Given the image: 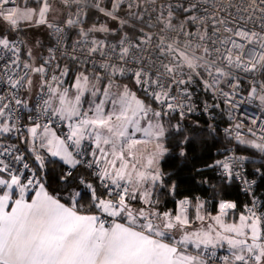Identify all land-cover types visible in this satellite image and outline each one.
<instances>
[{
  "label": "snow or ice",
  "instance_id": "1",
  "mask_svg": "<svg viewBox=\"0 0 264 264\" xmlns=\"http://www.w3.org/2000/svg\"><path fill=\"white\" fill-rule=\"evenodd\" d=\"M198 110L236 146L203 196ZM241 146L264 157V0H0V264H264Z\"/></svg>",
  "mask_w": 264,
  "mask_h": 264
},
{
  "label": "trees",
  "instance_id": "2",
  "mask_svg": "<svg viewBox=\"0 0 264 264\" xmlns=\"http://www.w3.org/2000/svg\"><path fill=\"white\" fill-rule=\"evenodd\" d=\"M193 125L199 123L200 136L198 138V143L194 146L193 151L190 153V158L187 164L183 165V171L181 172V177L184 179L185 183L182 186L183 191L186 193H193L196 195H205L206 185H201L195 183L191 180V177L196 175L194 169L203 166L206 163H211L215 159L222 158L220 153L223 151V146L228 144L229 148L233 146V143L229 144L228 140L225 138V134L217 129L215 135L211 134L208 130V123L205 121H191ZM240 153L251 157L247 162L248 171L253 170V161L255 166H259L261 163H264V157L252 149L240 148ZM179 161H169V168H176L179 164ZM210 177H214V173L209 171L207 173ZM199 179V177H197ZM214 183L215 180L213 179ZM261 192L264 193V185H261ZM210 194V192H209ZM241 200H244V196L240 194ZM214 204V202H213ZM214 210V208H213Z\"/></svg>",
  "mask_w": 264,
  "mask_h": 264
},
{
  "label": "built area",
  "instance_id": "3",
  "mask_svg": "<svg viewBox=\"0 0 264 264\" xmlns=\"http://www.w3.org/2000/svg\"><path fill=\"white\" fill-rule=\"evenodd\" d=\"M243 110H244V113H246L249 116L259 114V109L256 106L255 102L251 105H244ZM189 119L190 121H205L208 124L211 123L215 128L221 130L223 133H224V129L229 127L230 125V121L227 118L226 110L224 111L216 110L214 114H209L201 110H198L195 113H193L189 117ZM232 143H233V146L231 148H235L236 147L235 142L233 141ZM240 148H244V147L241 146ZM248 149H251V148H248ZM252 150L256 151L255 149H252ZM238 154H241L240 151L238 152ZM246 167L248 168L247 165Z\"/></svg>",
  "mask_w": 264,
  "mask_h": 264
}]
</instances>
